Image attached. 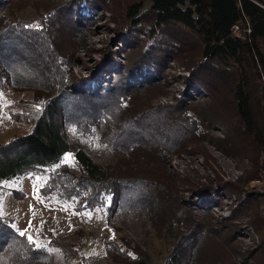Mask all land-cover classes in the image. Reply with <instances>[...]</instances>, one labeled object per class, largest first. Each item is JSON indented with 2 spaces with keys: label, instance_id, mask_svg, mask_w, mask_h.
<instances>
[{
  "label": "trees",
  "instance_id": "obj_1",
  "mask_svg": "<svg viewBox=\"0 0 264 264\" xmlns=\"http://www.w3.org/2000/svg\"><path fill=\"white\" fill-rule=\"evenodd\" d=\"M256 2L264 6L261 0H0V85L32 91L31 107L10 113L29 127L0 144V183L45 176L38 191L76 211L105 208L108 220L116 209L144 212L164 252L153 262L120 235L112 245L119 264H246V256L264 264V7ZM30 3L36 15L22 18ZM105 12L120 52L111 41L81 50L83 33ZM246 22L249 35L235 37L231 27ZM80 52L98 58L89 65ZM170 60L201 91L186 93V86L187 97H175ZM77 65L87 73H74ZM162 97L171 102L159 103ZM66 126L81 133L100 127L101 141L118 158L105 165L93 160L68 140ZM207 142L238 160L243 176L237 182L203 183L168 170L174 154L210 157ZM250 181L262 182L258 194ZM219 189L246 195L221 221L192 198L208 200ZM208 201L221 206L220 198ZM241 219L261 242L249 256L234 236L233 222ZM46 257L13 218L0 215V264Z\"/></svg>",
  "mask_w": 264,
  "mask_h": 264
},
{
  "label": "rangeland",
  "instance_id": "obj_2",
  "mask_svg": "<svg viewBox=\"0 0 264 264\" xmlns=\"http://www.w3.org/2000/svg\"><path fill=\"white\" fill-rule=\"evenodd\" d=\"M130 0H125V2ZM85 13L86 10H83ZM22 18H31L36 15V8L30 3L25 9L19 12ZM111 14L105 12L98 18L96 23L91 24V30L87 29L83 33V44L81 50L94 47H101L104 42H112L113 50H120L121 42L112 31L115 26L114 21L110 20ZM76 36L80 39V36ZM118 50V52H120ZM80 56L88 60L89 65L98 58L97 53L93 55L80 52ZM115 60L121 61V54L116 55ZM173 66L171 74H174L175 81L171 85V92L175 97L182 99L188 92L193 94L194 90H200L196 84L190 83L186 78L188 72L182 67ZM74 73H87L83 66L73 68ZM111 74V73H109ZM109 74H102L104 79L109 78ZM95 82L91 87L95 88ZM199 91V92H200ZM196 93V92H195ZM194 93V94H195ZM204 95V93L202 94ZM32 91L28 87H16L5 82L0 85V144H3L13 137L23 134L28 130V125L11 119V112H22L31 107ZM171 102L170 97H162L159 103ZM65 131L70 142L79 143L89 156L98 163L105 165L116 161L118 153L108 149L101 141L103 131L93 128L88 133H81L73 128L66 126ZM222 137L221 130L216 131ZM210 157L207 159L202 153L182 152L174 154L167 160V167L171 173L180 178L185 177L190 180L206 183L220 178L225 182L235 183L243 176V169L238 160L223 153L212 143H205ZM189 150V148H187ZM65 161L69 162L67 155ZM243 163L248 166L249 161L244 158ZM46 180L45 176H28L2 181L0 183V215L9 216L15 221V229L26 233L28 239L32 237V242L42 249L47 257L44 261H34L33 264H119L112 257L113 243H119V236L126 235L136 242L141 250L148 252L153 262H157L160 252H164L162 242L155 237L154 228L148 216L142 212L130 211L120 213L116 209L107 219L105 208H96L91 211H76L71 204H63L55 197L42 195L38 189ZM248 186L254 193H259L262 182L250 181ZM13 190L23 193L20 199L13 197ZM200 202V205H209L212 209V216L221 221L230 218L233 210L242 204L246 198L237 193L217 190L210 194V198L221 199V206L208 200H198L199 197H192ZM197 198V199H196ZM165 208V206L163 207ZM197 211V210H194ZM232 212V213H231ZM234 236L240 243L241 254H251L260 251L261 242L256 234L254 227L246 220H234ZM233 231V230H232ZM245 256V255H244ZM249 256V255H248ZM246 264H256L250 257H245Z\"/></svg>",
  "mask_w": 264,
  "mask_h": 264
},
{
  "label": "built area",
  "instance_id": "obj_3",
  "mask_svg": "<svg viewBox=\"0 0 264 264\" xmlns=\"http://www.w3.org/2000/svg\"><path fill=\"white\" fill-rule=\"evenodd\" d=\"M264 2V0H261ZM258 5L264 7L262 4L259 2H256ZM231 32L232 34L239 38V39H246L247 35L251 32L250 25L246 23H236L231 27Z\"/></svg>",
  "mask_w": 264,
  "mask_h": 264
},
{
  "label": "snow or ice",
  "instance_id": "obj_4",
  "mask_svg": "<svg viewBox=\"0 0 264 264\" xmlns=\"http://www.w3.org/2000/svg\"><path fill=\"white\" fill-rule=\"evenodd\" d=\"M66 155H68V154H66ZM29 240L31 241L32 240V237H29ZM37 246H39V245H37Z\"/></svg>",
  "mask_w": 264,
  "mask_h": 264
}]
</instances>
